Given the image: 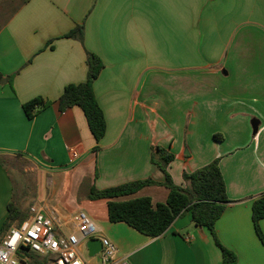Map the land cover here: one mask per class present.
<instances>
[{"label": "crops", "instance_id": "obj_1", "mask_svg": "<svg viewBox=\"0 0 264 264\" xmlns=\"http://www.w3.org/2000/svg\"><path fill=\"white\" fill-rule=\"evenodd\" d=\"M2 3L9 12L0 21V155H19L50 175L52 198L65 182L88 188L87 197L91 186L151 178L157 183L128 198L154 202L168 195L154 147L173 155L168 171L180 186L184 172L219 158L230 202L215 223L218 240L237 264H264L252 221V202L264 194V0ZM78 24L83 42L63 37ZM87 51L104 64L93 85L106 120L97 152L83 111H60L58 102L65 86L86 80ZM36 97L48 105L28 118L23 104ZM14 188L0 164V228ZM49 198L47 214L75 229L73 216L84 211L61 212ZM103 200L105 211L89 216L94 238L109 239L128 264H223L210 231L195 226L190 212L152 238L110 222ZM259 224L264 238V218ZM84 248L86 263L99 264Z\"/></svg>", "mask_w": 264, "mask_h": 264}, {"label": "trees", "instance_id": "obj_2", "mask_svg": "<svg viewBox=\"0 0 264 264\" xmlns=\"http://www.w3.org/2000/svg\"><path fill=\"white\" fill-rule=\"evenodd\" d=\"M84 26L78 24L65 33V38H76L83 42ZM52 40L48 42L50 45ZM87 78L84 82L68 84L62 91L58 102L60 111L78 106L84 113L89 130L96 145L94 152L99 150L98 143L105 135L106 120L102 108L94 92V81L98 77L104 64L101 58L93 52L87 51ZM0 73V80L3 79ZM10 79V78H9ZM48 102L40 97L33 98L23 104V110L28 118L45 108ZM152 162L164 173L165 179L161 183L168 189L164 202H154L149 196L128 198L142 188L156 184L151 178L128 181L115 186L98 189L91 186L87 198L89 200L105 199L107 203L108 220L113 223L123 222L148 237L163 234L174 220L184 212H190L195 226H205L211 233L216 245L221 250L223 264H237L234 251L220 243L215 232V223L221 217L225 207L230 202L226 193V184L220 170L219 158H215L206 165L192 172H184L185 186L174 183L168 165L173 155L165 149L156 146L152 149ZM19 158V155H14ZM13 157V156H12ZM8 155H0V164L9 172ZM30 205L25 204V198L17 196L14 188L11 199L7 203V215L0 228V242L11 227L19 225L29 216ZM264 218V194L252 202V221L259 238L264 241L260 228V221ZM29 259V264H46L47 258L33 252H22Z\"/></svg>", "mask_w": 264, "mask_h": 264}, {"label": "built area", "instance_id": "obj_3", "mask_svg": "<svg viewBox=\"0 0 264 264\" xmlns=\"http://www.w3.org/2000/svg\"><path fill=\"white\" fill-rule=\"evenodd\" d=\"M76 157L77 152L72 150V158ZM73 221L75 229L67 232L47 214L44 205L32 203L28 218L11 227L0 242V264H26L25 255L20 251L46 257V264H87L79 248L94 237L98 228L84 212L75 214ZM101 241L99 264H128L117 256L114 243L107 238H101Z\"/></svg>", "mask_w": 264, "mask_h": 264}, {"label": "rangeland", "instance_id": "obj_4", "mask_svg": "<svg viewBox=\"0 0 264 264\" xmlns=\"http://www.w3.org/2000/svg\"><path fill=\"white\" fill-rule=\"evenodd\" d=\"M8 12V5L2 3L0 5V21L5 18ZM7 163L16 195L25 198V204L28 206L35 202L44 205L49 195L51 198L48 199V203L55 205L61 212L75 213L82 210L88 216H92L100 215L105 211L103 199L92 201L86 197L88 188L85 189V187L77 185L69 188V183L65 182L52 198V187L48 182V176L50 175H46V173L38 174V171L30 168V163L20 156L19 158L15 156L8 158ZM82 253L85 258H89L85 248Z\"/></svg>", "mask_w": 264, "mask_h": 264}, {"label": "water", "instance_id": "obj_5", "mask_svg": "<svg viewBox=\"0 0 264 264\" xmlns=\"http://www.w3.org/2000/svg\"><path fill=\"white\" fill-rule=\"evenodd\" d=\"M85 247L90 257H97L102 250V241L100 238H89L85 242Z\"/></svg>", "mask_w": 264, "mask_h": 264}]
</instances>
